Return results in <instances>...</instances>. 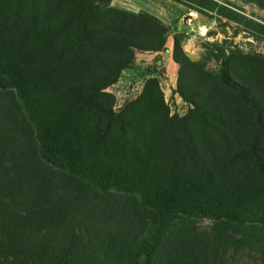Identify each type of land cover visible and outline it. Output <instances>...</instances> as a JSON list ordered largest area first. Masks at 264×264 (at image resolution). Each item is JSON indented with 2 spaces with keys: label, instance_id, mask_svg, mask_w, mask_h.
I'll return each mask as SVG.
<instances>
[{
  "label": "trees",
  "instance_id": "1",
  "mask_svg": "<svg viewBox=\"0 0 264 264\" xmlns=\"http://www.w3.org/2000/svg\"><path fill=\"white\" fill-rule=\"evenodd\" d=\"M110 1L0 0V264H227L229 250L264 260L262 85L234 76L239 52L211 75L177 46L179 81L186 75L202 102L180 94L198 114L176 116L177 127L154 121L163 99L155 78L114 114L102 90L134 50H161L166 28ZM196 2L199 13L242 18ZM245 58L264 76V57ZM127 128L156 135L161 158H143Z\"/></svg>",
  "mask_w": 264,
  "mask_h": 264
},
{
  "label": "rangeland",
  "instance_id": "2",
  "mask_svg": "<svg viewBox=\"0 0 264 264\" xmlns=\"http://www.w3.org/2000/svg\"><path fill=\"white\" fill-rule=\"evenodd\" d=\"M197 0H111V8L134 14H143L157 19L165 28L164 46L159 51L134 50V56L129 65L124 68L115 82L108 85L102 91L112 97L109 103L114 114H123L129 103L137 99L144 90L148 79L155 78L162 92V102L155 104L157 110L154 121H171L175 127L179 125L177 117L188 116L196 109L195 105L184 99L180 91L185 93L188 99L198 103L202 98L195 91L199 87L192 83L186 75L180 80V64L175 60L176 47L181 49L184 56L190 61L196 62L207 74L215 75L222 68L230 54L239 52L242 57L233 59V73L239 79H251L258 82L264 89V76L262 66L253 67L245 56H253L256 60L264 57V9L244 0H214L226 9L235 11L241 20L228 19L214 9H204L199 13ZM217 11V12H216ZM244 19L254 23L251 28H246ZM220 87V86H219ZM201 89V87H200ZM216 94L225 96L227 100L237 107L243 109L245 104L241 98L232 90H216ZM148 113L150 108L147 109ZM169 117L167 120V116ZM194 114H198V111ZM193 114V115H194ZM200 115V112H199ZM192 120V119H191ZM191 123L193 129L196 120ZM101 121H90L89 124L104 123ZM223 125L222 121H213ZM112 133H118L120 121L113 118ZM233 123V122H232ZM103 125V124H101ZM127 139L129 145H133L143 158L152 164L158 161L162 145L158 146L156 135H135L128 130ZM117 135V134H116ZM148 165V163H147ZM148 173V167H146ZM201 228H207L210 220L202 218L196 223ZM232 250L228 251L227 264H264L254 251H242L231 257Z\"/></svg>",
  "mask_w": 264,
  "mask_h": 264
}]
</instances>
